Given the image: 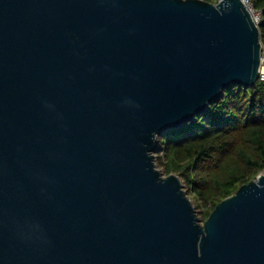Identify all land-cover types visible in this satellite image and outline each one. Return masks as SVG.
I'll return each instance as SVG.
<instances>
[{
  "label": "water",
  "instance_id": "95a60500",
  "mask_svg": "<svg viewBox=\"0 0 264 264\" xmlns=\"http://www.w3.org/2000/svg\"><path fill=\"white\" fill-rule=\"evenodd\" d=\"M263 53L243 0H0V264H264V174L202 223L155 162Z\"/></svg>",
  "mask_w": 264,
  "mask_h": 264
},
{
  "label": "trees",
  "instance_id": "16d2710c",
  "mask_svg": "<svg viewBox=\"0 0 264 264\" xmlns=\"http://www.w3.org/2000/svg\"><path fill=\"white\" fill-rule=\"evenodd\" d=\"M251 1L262 12L264 47V0ZM161 142L167 174L178 173L209 207L205 222L219 203L264 171V80L227 89L206 112L161 135Z\"/></svg>",
  "mask_w": 264,
  "mask_h": 264
},
{
  "label": "rangeland",
  "instance_id": "374dc122",
  "mask_svg": "<svg viewBox=\"0 0 264 264\" xmlns=\"http://www.w3.org/2000/svg\"><path fill=\"white\" fill-rule=\"evenodd\" d=\"M201 1L217 4L220 0H201ZM263 52H264V47H263ZM262 73L264 74V53H263ZM155 155H156L155 162H156L157 168L163 173L164 176H169L165 170L166 156H165V151H164V143L161 142V136L159 137V151ZM172 174H176L181 178L183 185H184V190L187 192L189 198L192 200L193 205L197 211V214L200 220L203 221L202 219L203 213H205L209 207L204 205L203 202L192 192V188L185 182V180L178 173L173 172L170 175ZM261 174H264V171H262L259 175Z\"/></svg>",
  "mask_w": 264,
  "mask_h": 264
},
{
  "label": "built area",
  "instance_id": "2783aa9c",
  "mask_svg": "<svg viewBox=\"0 0 264 264\" xmlns=\"http://www.w3.org/2000/svg\"><path fill=\"white\" fill-rule=\"evenodd\" d=\"M243 2L245 3L251 15L253 22L255 23L256 26L259 27L262 22V12L253 5L251 0H243ZM262 79L264 80V74L262 76Z\"/></svg>",
  "mask_w": 264,
  "mask_h": 264
}]
</instances>
